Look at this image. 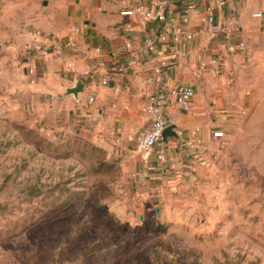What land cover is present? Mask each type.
<instances>
[{"label":"rangeland","instance_id":"374dc122","mask_svg":"<svg viewBox=\"0 0 264 264\" xmlns=\"http://www.w3.org/2000/svg\"><path fill=\"white\" fill-rule=\"evenodd\" d=\"M77 1L91 23L120 10L0 0V264H264V112L162 180L23 78L27 33L62 36Z\"/></svg>","mask_w":264,"mask_h":264},{"label":"crops","instance_id":"0c3cea01","mask_svg":"<svg viewBox=\"0 0 264 264\" xmlns=\"http://www.w3.org/2000/svg\"><path fill=\"white\" fill-rule=\"evenodd\" d=\"M155 1L120 0L119 13L106 14L102 23H91L77 1L66 21L68 29L62 36L50 34L59 40L73 38L75 49L26 57L23 78L38 90L47 107L54 100L68 110L70 121L77 120L96 140L115 149L126 170L134 168L150 178L180 179L210 145L223 139L215 138V132L225 137L250 125L257 111L264 112V0H166L168 16L177 21L175 33L166 32L164 24L121 15L126 8ZM210 7L216 31L208 25ZM188 8L191 11L185 14ZM188 35H192L189 40ZM12 41L16 44L19 37ZM97 47L103 48L102 55L96 53ZM109 53L119 56L117 67ZM155 66L162 68L165 85L191 86L195 97L189 111L169 110L178 137L141 156L135 139L150 126L147 93L157 84H147L146 77ZM77 82L85 87L75 100L66 89ZM36 96L37 92L32 99ZM161 151L165 162L157 161Z\"/></svg>","mask_w":264,"mask_h":264},{"label":"built area","instance_id":"2783aa9c","mask_svg":"<svg viewBox=\"0 0 264 264\" xmlns=\"http://www.w3.org/2000/svg\"><path fill=\"white\" fill-rule=\"evenodd\" d=\"M167 1L157 0L154 3L138 4L122 10L121 15L126 17H141L148 22H158L164 24V29L168 33H175L176 19L167 14ZM223 5V4H221ZM191 8L184 11L185 14H189ZM208 25L212 31H216L218 26L215 23L214 8L207 9ZM80 30L76 29L75 33H79ZM28 42L25 46L26 55L29 57H44L49 56L55 52L72 51L76 47V42L73 38H67L59 40V38L51 37V35H45L40 31L32 30L27 33ZM192 35H188L187 39H191ZM146 43L151 45L153 41L151 39L146 40ZM128 47H131L129 44ZM103 48L97 47L96 53L102 55ZM187 53L184 54V56ZM110 60L116 64L119 63V56L117 54H108ZM216 63V61H213ZM72 65L69 64V67ZM163 70L160 66H155L152 72L147 75L146 83L157 84V88L147 93V104L145 111L150 118V126L143 133L139 134L135 139V148L138 154L141 156H149L153 154L157 146L163 144V132L166 128L175 125V120L171 116V108H178L182 111H189L192 105V101L195 97V90L188 85L167 86L163 83L161 75ZM103 84H107L104 81ZM181 134V133H180ZM224 136L223 132H215V138H221ZM157 161L165 162L166 157L164 152H158Z\"/></svg>","mask_w":264,"mask_h":264},{"label":"water","instance_id":"95a60500","mask_svg":"<svg viewBox=\"0 0 264 264\" xmlns=\"http://www.w3.org/2000/svg\"><path fill=\"white\" fill-rule=\"evenodd\" d=\"M90 22L86 21L85 24L88 25ZM84 84L82 82H77L74 87L66 89V95H72L75 100H78L79 94H81L84 90ZM178 127L176 125H172L166 128L163 132V142L168 143V139L177 138Z\"/></svg>","mask_w":264,"mask_h":264}]
</instances>
